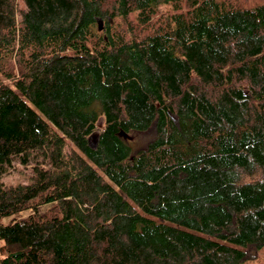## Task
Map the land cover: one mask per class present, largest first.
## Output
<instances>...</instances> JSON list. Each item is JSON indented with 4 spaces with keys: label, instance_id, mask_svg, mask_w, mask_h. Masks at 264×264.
I'll list each match as a JSON object with an SVG mask.
<instances>
[{
    "label": "trees",
    "instance_id": "16d2710c",
    "mask_svg": "<svg viewBox=\"0 0 264 264\" xmlns=\"http://www.w3.org/2000/svg\"><path fill=\"white\" fill-rule=\"evenodd\" d=\"M16 164L0 264L242 262L264 247V0H0V178Z\"/></svg>",
    "mask_w": 264,
    "mask_h": 264
},
{
    "label": "rangeland",
    "instance_id": "374dc122",
    "mask_svg": "<svg viewBox=\"0 0 264 264\" xmlns=\"http://www.w3.org/2000/svg\"><path fill=\"white\" fill-rule=\"evenodd\" d=\"M21 4H23L22 1H21ZM152 136H153L152 131H149V132L133 131L131 133V137L128 138V142L131 145L132 150L136 152L139 149L145 148L148 144V141L150 140ZM94 143L95 141L92 140V144ZM70 146H73V145H70V144L67 145L66 149L70 148ZM75 149L77 150V148ZM77 151L80 152L79 150ZM32 172L33 170L31 166H23L21 164H16L15 167L11 168L7 173L1 176L0 181L5 184H14V185L19 184V183H28L31 181ZM48 206L49 205H43L40 207V210L44 211L48 208ZM31 213H33L32 209L22 211L13 216L4 217L2 218L1 221L7 223L11 221L13 218L27 217ZM3 243H4L3 240L0 239V247L3 245ZM240 247L243 250H245L246 257L242 262L238 264H264V247H262L261 249H253V248L244 247V246H240ZM2 255L3 254H1L0 252V256Z\"/></svg>",
    "mask_w": 264,
    "mask_h": 264
},
{
    "label": "water",
    "instance_id": "95a60500",
    "mask_svg": "<svg viewBox=\"0 0 264 264\" xmlns=\"http://www.w3.org/2000/svg\"><path fill=\"white\" fill-rule=\"evenodd\" d=\"M103 26V20L99 19V28L102 29ZM121 134H123L125 137H131V135L127 134L126 132H121ZM98 138V133L97 132H93L90 137H89V142L92 144V139H94L95 141H97Z\"/></svg>",
    "mask_w": 264,
    "mask_h": 264
},
{
    "label": "flooded vegetation",
    "instance_id": "af4514ba",
    "mask_svg": "<svg viewBox=\"0 0 264 264\" xmlns=\"http://www.w3.org/2000/svg\"><path fill=\"white\" fill-rule=\"evenodd\" d=\"M92 140H94V139H92ZM95 141V140H94ZM94 144H96V141H95V143Z\"/></svg>",
    "mask_w": 264,
    "mask_h": 264
}]
</instances>
